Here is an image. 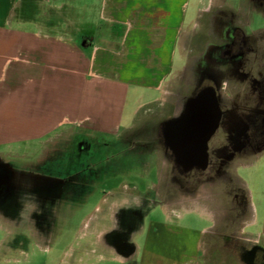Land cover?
I'll return each instance as SVG.
<instances>
[{"label": "crops", "instance_id": "0c3cea01", "mask_svg": "<svg viewBox=\"0 0 264 264\" xmlns=\"http://www.w3.org/2000/svg\"><path fill=\"white\" fill-rule=\"evenodd\" d=\"M262 1L83 0L78 12L69 5L67 22L83 25L77 33L59 31V14L39 18L30 14L26 0H0V145L20 142L28 150L44 136L70 140L92 134L117 141L129 133L139 110L155 104L168 106L159 130L164 127L173 137V122L183 117L199 88L201 67L206 63L211 73L217 70L220 40L227 43L230 37L227 25L234 18L254 23L252 13L257 18L264 13L253 7ZM19 4L18 26H6ZM188 16L191 25L185 28ZM221 22L223 30L215 27ZM198 23L206 26L192 37ZM177 76L189 83L186 91L166 89ZM263 154L255 151L250 157ZM241 182L243 223L220 221L215 227L219 217L233 216L218 213L198 231L197 246L203 250L211 241L207 247L221 263L264 264V192L255 202L252 191H261L258 184ZM165 224L156 223L152 232L159 233ZM98 242L124 263L138 248L118 231Z\"/></svg>", "mask_w": 264, "mask_h": 264}, {"label": "rangeland", "instance_id": "374dc122", "mask_svg": "<svg viewBox=\"0 0 264 264\" xmlns=\"http://www.w3.org/2000/svg\"><path fill=\"white\" fill-rule=\"evenodd\" d=\"M26 1L30 14L39 18L59 14L60 32L82 33L83 25L67 21L70 3L78 12L83 0ZM20 4L6 26H18ZM256 18L252 13L249 31L264 28V17ZM190 25L188 16L185 28ZM188 84L177 76L166 89L184 92ZM244 86L221 83L224 104L229 105L234 87ZM168 111L158 104L139 110L129 133L117 141L92 134L70 140L44 136L28 150L20 142L0 145V264H230L214 259L209 240L199 249L198 231L218 213L241 216L240 204L224 192L229 186L211 179L201 185L178 183L163 147L149 146L156 139L160 143L157 134ZM244 163L237 175L250 186L258 184L261 191L252 187L257 202L264 192V154ZM156 223L165 224L159 233L152 232ZM115 231L137 244L126 263L98 242Z\"/></svg>", "mask_w": 264, "mask_h": 264}, {"label": "flooded vegetation", "instance_id": "af4514ba", "mask_svg": "<svg viewBox=\"0 0 264 264\" xmlns=\"http://www.w3.org/2000/svg\"><path fill=\"white\" fill-rule=\"evenodd\" d=\"M253 8L264 13V1ZM262 15L264 17V14ZM233 20L227 25L229 41L224 43L222 38L220 40L216 72L211 73L209 66L204 63L200 69L199 88L192 97L211 88L215 92L220 110L217 127L207 141L204 165L199 153L191 161V164L196 165L190 169L185 168L190 160L181 161L175 152L171 151L175 148L172 142L176 133L171 137L166 134L169 131L164 130V127H161L157 134L161 138V144H157L156 139L149 146L163 147L161 151L164 157L168 158L170 172L173 171L172 168L175 169L174 172L179 177L178 183L186 185L193 181L201 185L211 179L213 183L229 186L228 191L224 192L232 196L233 202L240 204L239 210L242 214L245 212V188L237 175V168L245 166L244 161L253 152L264 150V28L249 31L247 28L252 23L242 18ZM205 26L203 23L195 25L191 36L194 37L198 32L201 35ZM215 27L223 30L224 24L221 22ZM221 83H245V86L241 91L234 87L235 94L227 97L230 103L225 105L219 95ZM236 216L219 217L212 224L218 227L220 221L239 223L242 216Z\"/></svg>", "mask_w": 264, "mask_h": 264}, {"label": "water", "instance_id": "95a60500", "mask_svg": "<svg viewBox=\"0 0 264 264\" xmlns=\"http://www.w3.org/2000/svg\"><path fill=\"white\" fill-rule=\"evenodd\" d=\"M189 116H193L192 118H188ZM220 117V110L218 108V102L215 95V92L209 88L191 98L188 102V105L185 109V113L183 117L173 122L175 127V140H174V152L179 159H185L187 153L190 154L188 160L193 159L197 156V147H202L201 150V161H203V165L205 163L206 157V145L210 135L214 132L215 128L217 127L218 121ZM191 120V121H190ZM210 121V129L207 131V126L205 127V121ZM202 130L205 132H201L204 139L203 141L199 142L197 146L195 145L196 142V135H198V139L201 137L198 132ZM207 131V134H206ZM189 149L190 151H185ZM196 164L188 165L187 169L192 168Z\"/></svg>", "mask_w": 264, "mask_h": 264}, {"label": "bare ground", "instance_id": "6f19581e", "mask_svg": "<svg viewBox=\"0 0 264 264\" xmlns=\"http://www.w3.org/2000/svg\"><path fill=\"white\" fill-rule=\"evenodd\" d=\"M191 121V120H190ZM206 124H205V127L207 126L208 128H207V131L210 129V121L209 122H205ZM172 125H174V124H172ZM171 127H173L174 128V130H176L175 129V127L174 126H171ZM207 131H206V134H207ZM201 132H205V131H202V130H200L199 132H198V134H200V138L198 139V135H196V140H195V142H196V146H197V144L199 143V142H201V141H203V139H204V137H203V135H202V133ZM201 140V141H200ZM198 142V143H197ZM173 144H175L174 142H172ZM195 151H197V154L196 155H198L199 153H201V150H202V147H197L196 149H194ZM185 151H187V152H189L190 150L189 149H186ZM189 158H191L190 157V154L189 153H187V156L185 157V159H180L181 161L182 160H188ZM195 158H194V156H193V159H191L190 160V162H189V165L191 164V161H193ZM179 160V159H178ZM179 164V163H178Z\"/></svg>", "mask_w": 264, "mask_h": 264}]
</instances>
